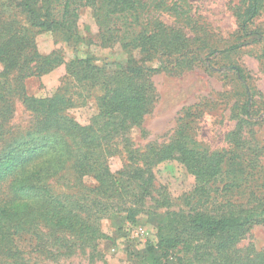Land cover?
I'll list each match as a JSON object with an SVG mask.
<instances>
[{
    "label": "trees",
    "instance_id": "16d2710c",
    "mask_svg": "<svg viewBox=\"0 0 264 264\" xmlns=\"http://www.w3.org/2000/svg\"><path fill=\"white\" fill-rule=\"evenodd\" d=\"M137 3L0 0V264H34L39 257L52 260L77 250L93 252L99 240L109 237L101 226L107 213H125V218L135 220L142 212L159 217V241L148 248L145 264H168L170 256L176 264H264V248L239 246L255 225L264 224V145L251 144L243 134L245 129L253 134L252 128L264 123V94L241 62L243 55H252L264 71V24L256 22L264 16V0L245 1L231 39L220 37L211 44L204 39L196 49L198 37L187 38L184 45L172 43L180 32L171 36L165 30L129 32V41L121 37L131 52L129 60L110 71L108 78H101L108 73L92 58L72 60L68 67L79 81L104 88L97 115L102 127L81 124L68 112L85 102L81 85L74 81L72 90L59 88L50 96L27 91V78L40 77L63 63L57 52L38 51L37 29L78 39L81 7L90 6L102 27L112 16L137 10ZM114 30L106 27L103 39H113ZM206 48L214 60L205 54ZM135 49L143 53L140 60L132 55ZM157 57L163 58L157 66L146 63ZM197 67L205 71L223 67L229 88L183 109L170 141L128 150L123 168L112 171L107 157L114 153V139L131 126H140L155 103V88L145 77ZM17 101L30 114L25 127L13 122ZM223 103L230 106L236 128L228 132L226 147L211 150L198 137V123ZM171 158L183 162L195 176L196 187L188 209L156 213L170 203L166 193L155 188L153 167ZM86 176L96 181L91 189L83 184ZM55 184L77 190L57 193ZM153 191L161 198H154ZM148 197L154 200L149 208ZM21 240L28 241L29 259Z\"/></svg>",
    "mask_w": 264,
    "mask_h": 264
},
{
    "label": "rangeland",
    "instance_id": "374dc122",
    "mask_svg": "<svg viewBox=\"0 0 264 264\" xmlns=\"http://www.w3.org/2000/svg\"><path fill=\"white\" fill-rule=\"evenodd\" d=\"M15 1L21 2L22 0ZM245 1L138 0L137 10L112 16L107 26L102 27L93 9L90 6H83L78 10L77 18L80 38L66 40L61 32L37 29L39 31L36 35L38 51L42 54L57 52L63 57V63L40 77L27 78L25 81L27 91L38 97L50 96L59 88L72 90L74 88L72 81H74L79 87L81 85L85 102L70 108L68 112L81 124H94L96 127H102L103 121L97 118V115L100 112L98 97L104 93V88L101 84L79 81L74 71L69 70L68 65L72 60L92 58L95 64L103 66L108 73L103 74L101 78L106 76L108 78L110 71L120 69L129 60L131 52L123 47L121 41L123 40L121 37H124L126 41L131 39L129 32H139L141 29L165 30L170 36L171 32H180L179 36L177 35L179 33L175 34L176 38L172 43L177 42L184 45L189 41L187 38L198 37L194 43L195 49L202 45L204 39L210 44L220 37L231 39V34L238 28L239 10ZM145 18H149V21L147 22ZM256 22L264 24V16L259 17ZM106 27H111V30L115 29L113 39L107 41L103 39ZM183 32L187 34L183 35ZM204 52L209 54L210 50L206 48ZM142 54L140 49L132 52L138 60L142 58ZM209 56L214 60V55L209 54ZM162 59L157 57L146 63L153 67L161 63ZM169 60L177 62V60H172V57ZM180 60L183 62L182 58ZM241 62L251 70L257 89L264 94L263 64L248 54L242 56ZM1 70L0 65V72ZM178 70L176 72L169 69L162 70L145 77L153 83L155 88V103L150 113L144 116L140 126H131L114 139V153L107 157L112 171H119L123 168L127 161L128 150H144L149 145H160L170 141L177 129L178 119L183 109L199 102L204 97L212 99L214 95L221 96L219 93L229 88L227 84L229 78L223 75V67H215L214 71H205L199 67L192 70ZM229 107L223 103L221 107L218 106L216 110L203 116L198 123V137L211 150L226 147L228 132L236 128V120L230 118ZM29 119V112L20 101H17L13 122L25 127ZM250 131L251 129H245L244 137L250 139L253 145L257 142L264 145V123L254 126L253 134ZM261 160L264 165V154ZM153 172L155 188L163 190L170 203V205L161 207L156 213H164L167 209H188L187 204L196 187V180L183 162L178 158L164 160L154 165ZM83 184L91 189L96 185V181L86 176L83 178ZM54 190L61 193L73 192L77 189L64 184H55ZM219 191L222 190L219 189ZM152 196L161 198L157 191H153ZM152 205L154 206V200L148 197L146 206L149 208ZM158 220L159 217L156 214L154 216L149 212L140 213L135 220L125 218V213H107L101 219V226L109 237L99 240L93 252L90 249L85 252L77 250L70 256L52 260L39 257L34 264H145L148 248L152 245L156 246L159 241ZM25 238L30 237L25 236ZM21 245L25 250L26 258L29 259L31 254L28 241L21 240ZM249 245L257 249L264 248V224L255 225L239 243L240 247ZM168 264H176L172 256L169 257Z\"/></svg>",
    "mask_w": 264,
    "mask_h": 264
}]
</instances>
